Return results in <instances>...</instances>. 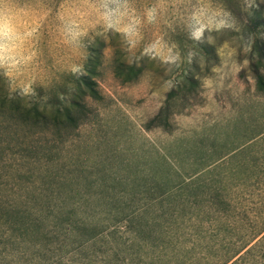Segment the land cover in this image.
<instances>
[{"label":"rangeland","instance_id":"obj_1","mask_svg":"<svg viewBox=\"0 0 264 264\" xmlns=\"http://www.w3.org/2000/svg\"><path fill=\"white\" fill-rule=\"evenodd\" d=\"M221 2L239 30L214 44L145 30L200 56L167 73L117 36L66 45L58 13L90 22L85 0H11L38 95L0 78V264H264V0Z\"/></svg>","mask_w":264,"mask_h":264},{"label":"clouds","instance_id":"obj_2","mask_svg":"<svg viewBox=\"0 0 264 264\" xmlns=\"http://www.w3.org/2000/svg\"><path fill=\"white\" fill-rule=\"evenodd\" d=\"M85 2L92 17L90 22L85 23L82 17L58 13L59 29L66 45L83 50L85 41L93 33L105 39L109 35L117 36L128 64H139L141 60L147 59L164 67L167 73L185 60L190 65L199 55L193 49H188L186 56L182 55L167 32L157 30L146 37L147 28L158 29L161 22L168 18L166 23L170 31L180 28L190 40H206L211 44H214L216 36L239 30L236 17L221 0H153L148 5H141L139 0ZM255 6L256 0H241L244 11H250ZM36 38L34 26L17 21L11 0H0V78L8 83L12 99L20 96L32 100L38 95L34 82L22 79L38 56L33 43ZM222 66L223 59L222 65L217 67ZM68 71L72 75H80L83 65L72 64ZM212 71L215 72V69ZM169 82L173 83V88L178 83L172 79L165 81ZM202 86L208 87L206 81H202Z\"/></svg>","mask_w":264,"mask_h":264},{"label":"trees","instance_id":"obj_3","mask_svg":"<svg viewBox=\"0 0 264 264\" xmlns=\"http://www.w3.org/2000/svg\"><path fill=\"white\" fill-rule=\"evenodd\" d=\"M259 53H260V57L264 60V47L259 48ZM83 81L88 83L87 80L85 79ZM257 83H258V88L264 91V75L260 74L257 76ZM163 109H161V111L153 117V119L151 120L152 123L156 122L158 119H160V117H162ZM20 116H22L24 119H28V117L23 113L20 114ZM41 116L43 118H46L45 115H41Z\"/></svg>","mask_w":264,"mask_h":264}]
</instances>
